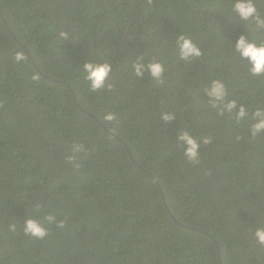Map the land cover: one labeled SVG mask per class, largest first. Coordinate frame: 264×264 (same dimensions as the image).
Wrapping results in <instances>:
<instances>
[{
    "label": "trees",
    "instance_id": "16d2710c",
    "mask_svg": "<svg viewBox=\"0 0 264 264\" xmlns=\"http://www.w3.org/2000/svg\"><path fill=\"white\" fill-rule=\"evenodd\" d=\"M231 3L0 0V264H264L254 237L264 135H249L264 76L234 47L241 36L264 43V30L238 21ZM180 36L203 55L181 60ZM89 61L111 63V89L91 91ZM157 61L162 81L135 75L137 62ZM213 80L248 119L211 107ZM182 132L211 137L198 162L184 155ZM75 142L90 148L79 171L65 160ZM50 212L64 228L43 220L45 239L24 234L27 219Z\"/></svg>",
    "mask_w": 264,
    "mask_h": 264
},
{
    "label": "clouds",
    "instance_id": "9594fccd",
    "mask_svg": "<svg viewBox=\"0 0 264 264\" xmlns=\"http://www.w3.org/2000/svg\"><path fill=\"white\" fill-rule=\"evenodd\" d=\"M264 4V0H260ZM231 10L239 17L238 21H253L257 31L264 30V16L256 3L253 0H232ZM235 20V17H233ZM65 39L68 38L67 33H61ZM180 59L187 62L192 59L200 58L203 53L190 37L180 36L177 39ZM235 52L239 54V59L246 61L248 64V71L252 76H264V43H258L255 40H250L241 36L235 44ZM14 58L17 64L26 61V55L21 52H16ZM112 65L109 62L94 63L87 62L83 68L84 78L88 81L91 91L96 92L107 87L112 88L108 84L109 77L112 73ZM135 75L138 78H143L145 71L150 76L158 81L165 78V65L160 62H152L147 65L137 62L134 65ZM32 79L39 82V77L33 75ZM204 94L208 98L211 107L214 109H221L220 115L225 112L229 115L234 114L237 122L244 121L249 118V111L244 107H240L239 112L236 113L237 101L230 100L225 102L228 95V89L221 80H213L210 88L204 89ZM104 120L108 123L116 122V114L109 112L104 115ZM161 119L165 122L175 119L174 115L164 112L161 114ZM254 123L251 124L249 135L255 139L264 135V109H257L251 117ZM179 142L184 146V155L189 162H198L201 148L204 144L212 143L211 137L205 138L203 142H199L190 132H182L179 136ZM70 155L65 157L66 162L79 171L81 165L80 158H87L90 153V148L85 142H75L70 148ZM36 211H43L37 205ZM43 220H47L49 224H56L60 228H64V222L60 221L56 215L51 212L41 218H30L24 222V234L36 239H45L48 236V230L43 227ZM15 224L11 226V231H15ZM254 237L258 245L264 246V227H259L254 232Z\"/></svg>",
    "mask_w": 264,
    "mask_h": 264
},
{
    "label": "water",
    "instance_id": "95a60500",
    "mask_svg": "<svg viewBox=\"0 0 264 264\" xmlns=\"http://www.w3.org/2000/svg\"><path fill=\"white\" fill-rule=\"evenodd\" d=\"M218 250H220V247L218 246Z\"/></svg>",
    "mask_w": 264,
    "mask_h": 264
}]
</instances>
